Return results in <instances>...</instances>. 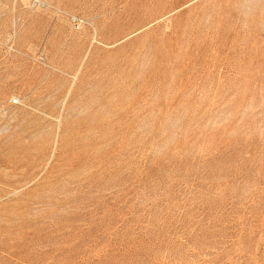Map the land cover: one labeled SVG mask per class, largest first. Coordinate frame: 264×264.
<instances>
[{"label":"rangeland","instance_id":"374dc122","mask_svg":"<svg viewBox=\"0 0 264 264\" xmlns=\"http://www.w3.org/2000/svg\"><path fill=\"white\" fill-rule=\"evenodd\" d=\"M0 264H264V0H0Z\"/></svg>","mask_w":264,"mask_h":264}]
</instances>
